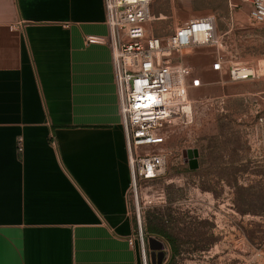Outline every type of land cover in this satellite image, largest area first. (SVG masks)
<instances>
[{
	"label": "crops",
	"instance_id": "obj_1",
	"mask_svg": "<svg viewBox=\"0 0 264 264\" xmlns=\"http://www.w3.org/2000/svg\"><path fill=\"white\" fill-rule=\"evenodd\" d=\"M227 5L237 60L250 6ZM108 36L104 0H0V264H144Z\"/></svg>",
	"mask_w": 264,
	"mask_h": 264
},
{
	"label": "rangeland",
	"instance_id": "obj_2",
	"mask_svg": "<svg viewBox=\"0 0 264 264\" xmlns=\"http://www.w3.org/2000/svg\"><path fill=\"white\" fill-rule=\"evenodd\" d=\"M227 1L155 0L149 31L165 38L209 13L220 22ZM241 26L237 61L255 77L233 82L211 75L202 88H188L192 110L168 129L163 146L166 174L139 188L143 234L147 244L149 238L164 244L163 264H264V26L247 19ZM209 49L215 58L223 55ZM189 151L198 153L194 167Z\"/></svg>",
	"mask_w": 264,
	"mask_h": 264
},
{
	"label": "built area",
	"instance_id": "obj_3",
	"mask_svg": "<svg viewBox=\"0 0 264 264\" xmlns=\"http://www.w3.org/2000/svg\"><path fill=\"white\" fill-rule=\"evenodd\" d=\"M154 1L104 0L109 36L88 39V44H107L112 52L144 264H148L149 244L143 234L139 188L143 182L165 176L167 153L163 146L168 129L192 110L188 88L202 86L200 79L192 77L186 58L200 46L222 52L225 48L214 15L191 18L165 38L151 34L148 24L156 20L151 9ZM238 3L250 6V24L264 26V0H228L230 8H237ZM245 65L249 64L223 54L218 55L212 70L233 82L255 77V70ZM259 121L264 125V116Z\"/></svg>",
	"mask_w": 264,
	"mask_h": 264
},
{
	"label": "water",
	"instance_id": "obj_4",
	"mask_svg": "<svg viewBox=\"0 0 264 264\" xmlns=\"http://www.w3.org/2000/svg\"><path fill=\"white\" fill-rule=\"evenodd\" d=\"M188 155L191 158V165L194 167V165L197 163L198 153L189 151ZM148 244L152 264H163L165 259L164 244L156 238H149Z\"/></svg>",
	"mask_w": 264,
	"mask_h": 264
},
{
	"label": "bare ground",
	"instance_id": "obj_5",
	"mask_svg": "<svg viewBox=\"0 0 264 264\" xmlns=\"http://www.w3.org/2000/svg\"><path fill=\"white\" fill-rule=\"evenodd\" d=\"M161 19V18H160Z\"/></svg>",
	"mask_w": 264,
	"mask_h": 264
},
{
	"label": "flooded vegetation",
	"instance_id": "obj_6",
	"mask_svg": "<svg viewBox=\"0 0 264 264\" xmlns=\"http://www.w3.org/2000/svg\"><path fill=\"white\" fill-rule=\"evenodd\" d=\"M196 165V164H195Z\"/></svg>",
	"mask_w": 264,
	"mask_h": 264
}]
</instances>
